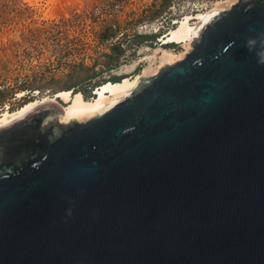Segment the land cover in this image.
<instances>
[{"label": "water", "instance_id": "1", "mask_svg": "<svg viewBox=\"0 0 264 264\" xmlns=\"http://www.w3.org/2000/svg\"><path fill=\"white\" fill-rule=\"evenodd\" d=\"M0 128V264H264V0L84 121Z\"/></svg>", "mask_w": 264, "mask_h": 264}, {"label": "rangeland", "instance_id": "2", "mask_svg": "<svg viewBox=\"0 0 264 264\" xmlns=\"http://www.w3.org/2000/svg\"><path fill=\"white\" fill-rule=\"evenodd\" d=\"M236 1L0 0V21H6L0 23V90L2 85H13L26 75L33 87L40 88L31 92L24 90L22 95L18 94L21 89H17L12 97L6 93V98L0 100V115L7 108L17 109L25 99L53 97L56 91L67 89L73 81L90 74V71L81 68H71L72 63L83 62L90 66L96 62L95 69H102L104 58L100 54L108 48L99 43L96 33L104 19L111 18L118 23L119 32L112 40L116 43L123 41L122 33L126 34V38L135 32L156 33L158 29L173 27V21L182 19L186 14L214 7L228 9ZM166 4L165 11L152 18L154 11ZM75 14L79 16L75 17ZM66 19L71 21L63 24L62 20ZM36 29L41 31H30ZM128 41L122 44L126 51L119 66L100 73L98 78L107 80L110 77L132 76L149 64L152 70H157L162 54L160 48L177 54L186 50L184 43L169 46L158 42L153 46L143 44L134 47L128 45Z\"/></svg>", "mask_w": 264, "mask_h": 264}, {"label": "bare ground", "instance_id": "3", "mask_svg": "<svg viewBox=\"0 0 264 264\" xmlns=\"http://www.w3.org/2000/svg\"><path fill=\"white\" fill-rule=\"evenodd\" d=\"M224 8H210L206 11H198L192 15L186 14L182 19L177 21V25L169 30L162 37V43L171 41L182 42L185 44V51L182 53H174L170 50L160 48L162 54L160 57V68L164 64H172L184 57L192 48V42L198 37L200 31L209 18L217 11H222ZM194 20L193 22H190ZM158 49V48H157ZM157 70H152L151 65L135 73L132 76H126L118 82L107 81L94 90L93 98L85 99L81 92H73L72 90H59L54 93L53 97L43 96L35 97L17 109L9 110L8 108L2 111L0 115V128L6 123L44 105L57 104L60 105L62 113L59 115V120L67 123L73 119L76 121H84L95 116L102 108L117 102L118 100L131 94L141 83L143 78L155 74ZM72 91V92H71ZM23 91L18 94L22 95ZM60 101V102H59Z\"/></svg>", "mask_w": 264, "mask_h": 264}, {"label": "trees", "instance_id": "4", "mask_svg": "<svg viewBox=\"0 0 264 264\" xmlns=\"http://www.w3.org/2000/svg\"><path fill=\"white\" fill-rule=\"evenodd\" d=\"M9 1H19V0H9ZM167 7V4L161 7L160 9H157L154 11L152 18L154 15L158 14L160 15L162 11H165V8ZM79 16L78 14H75V17ZM71 20H62V23H68ZM95 17H93V22H95ZM6 21H0V23H5ZM102 27L99 30L98 33H96V39L99 41L100 44H104L108 51H102L100 54L104 61L102 63V69L97 71L95 68L97 66V63L94 62L92 65L87 66L84 65L83 62L78 63H72L70 64V67L75 68H81L86 71H90V74L85 75L81 77L78 80L73 81L70 85H68L67 89L62 90H72L73 92H81L83 94V97L85 99H89L91 96L93 97L92 91L95 90L97 87L102 85L104 82L107 81H113L118 82L121 79H123L126 76L121 77H110L109 79H101L98 78V75L102 72L110 71L112 69H115L119 66L120 61L122 58H124L126 48L122 46L123 42L128 41V45H133L134 47H137L139 45L148 44L149 46H153V44H157L158 38L166 33V30L169 28L168 23L165 29H158V32L156 33H132L131 37L126 38V34L122 33L121 36H124V39L122 42H116L112 43V40L117 37V33L119 32V25L118 23H115L111 18L102 20ZM30 31H41L40 29L36 30H30ZM118 40V39H117ZM173 46V45H169ZM69 74V73H67ZM26 78H22L19 81H16L13 85H2V89L0 90V100H4L6 98V93H9L12 97L13 94L16 92L17 89L24 90H40L39 87H33L32 81L28 79V75H26ZM59 91V90H58ZM57 92V91H56ZM33 99V98H32ZM31 100V99H29ZM29 100L24 101L27 102ZM22 105V104H21ZM20 105V106H21Z\"/></svg>", "mask_w": 264, "mask_h": 264}]
</instances>
